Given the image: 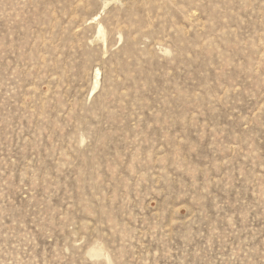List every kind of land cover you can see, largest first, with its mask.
Listing matches in <instances>:
<instances>
[{
	"label": "rangeland",
	"instance_id": "rangeland-1",
	"mask_svg": "<svg viewBox=\"0 0 264 264\" xmlns=\"http://www.w3.org/2000/svg\"><path fill=\"white\" fill-rule=\"evenodd\" d=\"M0 264H264V0H0Z\"/></svg>",
	"mask_w": 264,
	"mask_h": 264
}]
</instances>
